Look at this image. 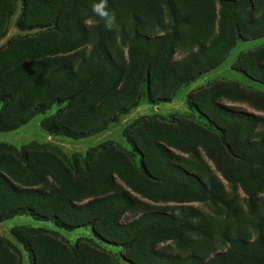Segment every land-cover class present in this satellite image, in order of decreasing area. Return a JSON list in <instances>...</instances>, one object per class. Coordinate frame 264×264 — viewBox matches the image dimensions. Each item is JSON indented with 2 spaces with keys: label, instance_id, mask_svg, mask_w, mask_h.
Instances as JSON below:
<instances>
[{
  "label": "rangeland",
  "instance_id": "rangeland-1",
  "mask_svg": "<svg viewBox=\"0 0 264 264\" xmlns=\"http://www.w3.org/2000/svg\"><path fill=\"white\" fill-rule=\"evenodd\" d=\"M0 264H264V0H0Z\"/></svg>",
  "mask_w": 264,
  "mask_h": 264
},
{
  "label": "clouds",
  "instance_id": "clouds-1",
  "mask_svg": "<svg viewBox=\"0 0 264 264\" xmlns=\"http://www.w3.org/2000/svg\"><path fill=\"white\" fill-rule=\"evenodd\" d=\"M94 11H96L105 20V27L111 28L115 23L114 14H110L107 11H102L101 6H94Z\"/></svg>",
  "mask_w": 264,
  "mask_h": 264
},
{
  "label": "trees",
  "instance_id": "trees-1",
  "mask_svg": "<svg viewBox=\"0 0 264 264\" xmlns=\"http://www.w3.org/2000/svg\"><path fill=\"white\" fill-rule=\"evenodd\" d=\"M148 80V74H146L145 76V81ZM219 134H220V141H221V144L226 148V150L229 152V148H228V145L226 144L225 142V138H224V133L222 130L219 131ZM143 175L146 176V173L143 171Z\"/></svg>",
  "mask_w": 264,
  "mask_h": 264
}]
</instances>
